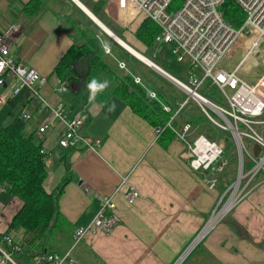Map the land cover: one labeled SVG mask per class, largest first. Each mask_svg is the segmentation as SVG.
I'll list each match as a JSON object with an SVG mask.
<instances>
[{
	"label": "crops",
	"instance_id": "obj_1",
	"mask_svg": "<svg viewBox=\"0 0 264 264\" xmlns=\"http://www.w3.org/2000/svg\"><path fill=\"white\" fill-rule=\"evenodd\" d=\"M28 1L0 0V28H6L10 23L21 26L12 43L14 57L47 76L48 81L54 76V85L46 90L47 98L44 97L51 101L48 100L51 105H65L71 116L84 108L89 114V120L82 129L83 135L101 139L96 151H84L81 146L71 150L62 148L59 138L63 133V126L59 121L53 120L50 113L39 108L38 99L31 100L26 92L14 99L20 104L18 112L22 109L32 112L31 123L35 129L47 119L51 122H47L49 125L43 138L35 130L37 143H42L52 158V165L44 182L45 189L51 192L63 181H67L59 194L58 203L59 211L65 219L64 225L69 229L60 226L54 230L46 243L42 242L44 246L32 243V248L37 252L33 258L34 264L37 256L46 253H69L78 264H175L183 251L192 244L195 233L206 224L216 209L226 187L222 173L216 175L219 184L211 187L210 171L200 172L190 167V160L184 156L187 152L184 142L177 137L166 146L162 145L155 128L134 112L128 103L112 95L115 83L105 74L97 73L94 77L110 81L109 88L98 94L95 101L88 100L89 93L84 82L69 83L68 92L76 97L73 100L79 102L75 109H71V105L67 107L56 96L66 92L56 90L58 78L53 73L59 60L74 41L79 40L76 37L78 27L144 63L135 56V52L146 57L150 49L134 33L145 17L138 16L132 20L135 13L133 10L120 21L115 14L116 23L122 24L123 28L139 19L130 37L125 36L126 30L122 33L124 39L116 34V39L119 37L126 44L123 46L77 5L86 14L80 18L83 24L72 17L74 4L68 6V13L65 15L59 7L49 3L36 16L28 17L23 12ZM62 3L66 2L62 0ZM70 20L74 22L73 25ZM91 21L101 30H96ZM60 22L63 27L59 25ZM103 24L106 26L104 22ZM156 59L162 62L158 55ZM147 67L154 70L148 65ZM75 68L77 71L68 72V76L75 73L83 76L86 73L81 65H76ZM154 71L152 82L155 84V78L160 79L161 75ZM166 81L169 89L173 88L172 85L175 86ZM78 85L84 86L79 94L76 91ZM2 92L4 88H0V93ZM165 99L172 104L175 100H180ZM187 100L188 98L185 99ZM105 102H115L116 110L109 113L101 107ZM179 102H175L176 105ZM22 103L24 105L21 107ZM10 111L8 104L0 106V121L4 124L12 119ZM124 176H128L130 184L122 185ZM262 179L260 177L233 208L229 217L218 222L180 264H264ZM130 185L140 192L135 204L128 203L122 195L131 189ZM118 187L122 193L116 192ZM100 195H109L114 199L120 222L108 234H88L75 242L73 236L76 229L88 225L99 211ZM22 205L20 198L12 196L5 186L0 185V234L6 232ZM13 234L20 240H28V236L22 231H15Z\"/></svg>",
	"mask_w": 264,
	"mask_h": 264
},
{
	"label": "built area",
	"instance_id": "obj_2",
	"mask_svg": "<svg viewBox=\"0 0 264 264\" xmlns=\"http://www.w3.org/2000/svg\"><path fill=\"white\" fill-rule=\"evenodd\" d=\"M173 1L107 0V4L111 9L113 8L112 11H116L114 13L117 17H119L120 11L129 13L135 10L132 20L138 16L151 19L159 28L155 43L169 47L180 62L185 57L189 59L188 83L182 84V88L189 95L188 100L197 101L202 111L218 128L232 132L234 130L242 169L244 152L247 159L253 164L250 170L242 174V178L246 181L245 187L250 186L255 180H259L260 177H263L262 181H264V120L260 119L264 115V70L259 75L255 72V69L263 64L259 63L247 73L253 72L250 80L237 72L238 65L247 56L253 54L256 49L262 53L256 59H264V0H236L246 15L242 27L237 30L223 17L221 6L224 0H182L181 5L170 12L168 9ZM20 29L21 26L17 23H10L8 27L0 28V87L5 88V91L0 94V106L8 104L9 100H14L25 91L27 97L29 95V97L39 100L40 109L50 113L53 120L62 124L63 133L59 138V145L62 148L82 146L87 151H96L101 144V139L89 138L82 133V129L89 119L85 110L82 109L71 116L65 105L52 106L41 93L42 87L48 83V77L14 57L12 43ZM253 32L257 36L256 46L252 48V44L249 47L250 50L244 51L245 55L233 70L230 71L222 67L221 62L237 39L242 35L250 36ZM199 70L202 72L201 76L197 73ZM208 80H210V85L215 86L224 96V105L201 96L199 90ZM56 90L67 92L66 83L57 79ZM88 100L90 99L88 98ZM187 101L180 105L166 126L172 128L179 139L186 144L187 152L184 156L190 160L189 163L193 169L221 171L226 162L223 161L218 165L216 163L224 153L222 144L211 141L204 135L190 141L186 135L190 129L189 124H185L182 131L172 125L175 116ZM209 103L220 118L206 111L205 108ZM164 109L170 111L168 106H164ZM20 118L32 120V112L26 109L22 110ZM47 122L51 123L47 119L36 128V134L41 138L47 131V125H49ZM161 130V128L155 129L157 136ZM246 139L260 146L261 151L257 156L248 149ZM207 145H210V149L216 150L214 156H211L209 150L205 148ZM41 152L45 154L47 151L42 148ZM45 159L47 167H50L52 158L46 156ZM260 173L262 174L259 175ZM125 183L130 184L128 176H124L122 179V185ZM130 186L131 189L124 193L121 192L120 187L116 192L122 193L128 203L135 204L140 197V192L135 186ZM99 200L101 202L100 209L94 218L88 225L76 229L75 242L82 240L88 234L110 233L120 222L114 199L109 195H100ZM4 242L10 245L12 239L5 236L0 242V264L8 262L16 264L12 255L5 250ZM35 263L77 264L69 253L62 256L53 253L42 254L35 258Z\"/></svg>",
	"mask_w": 264,
	"mask_h": 264
},
{
	"label": "trees",
	"instance_id": "obj_3",
	"mask_svg": "<svg viewBox=\"0 0 264 264\" xmlns=\"http://www.w3.org/2000/svg\"><path fill=\"white\" fill-rule=\"evenodd\" d=\"M106 1L100 0L93 5L82 2L115 34L124 39L122 34L124 29L111 22L104 14L103 7ZM181 2L182 0H174L168 10L171 12L177 9ZM49 3L51 4V0H29L24 5L23 12L28 17H34ZM221 11L226 22L234 29L237 30L242 27L246 15L236 0H224ZM70 22L72 25L74 24L71 20ZM158 33V26L151 19L144 18L134 35L147 48L153 49L155 48V38ZM76 37L79 40L74 41L53 70L57 78L66 83L68 91L70 90V82L72 84L75 82H84L86 84L94 79L97 73H103L111 82L115 83L112 95L128 103L134 112L155 129H162L158 136V140L162 145L166 146L178 137L174 130L166 126V124L179 109L180 105L185 102V100H181L180 94L166 95L163 88L156 86L147 74H143L140 69L132 65L124 68L120 66V68L119 62H122L123 59L119 52L121 53L122 51L111 45L109 53H106L97 35L89 34L84 28L78 27L76 28ZM151 60L162 68L160 62L153 58ZM76 65L83 66L86 69V73L83 76L78 75V73L68 76V72L77 71ZM164 70L178 78L166 69ZM136 77L140 78L139 82L135 80ZM178 79L183 81L180 78ZM166 80L172 82L167 78ZM174 85L176 86V84ZM209 85L210 81H207L203 86L205 91L216 89ZM83 87V85L82 87L78 85L76 90L78 94ZM152 92H155L156 96H152ZM165 98H180V100H175L174 104H172ZM30 99L32 100L33 98ZM177 101L180 102L176 105L175 102ZM23 105L24 103H22L21 107ZM8 106L11 110V121L7 124L0 121V185L5 186L12 196L20 198L23 205L13 217L6 232L0 234V242L5 236H9L12 239V244L9 245L4 242V248L12 255V259L17 264H34L33 258L37 252L32 248L33 244L36 246V243H40L39 246H44L42 242L47 241L51 233L60 228V226L69 229L64 225L65 219L59 211L58 203L59 194L63 191L67 181H63L51 192L45 189L44 182L50 169L46 165L45 154L41 152L43 144L36 141L35 126H32L31 120L20 118V112L17 109L20 104L16 100H9ZM164 106H168L170 111H166ZM186 123L191 126L187 134V138L190 141L200 135L212 138L211 134L215 129L227 132L215 126L192 99H189L184 104L172 121V125L180 131H182ZM225 136L219 137L220 140L218 142H223L221 144L225 145L226 148L223 147L224 153L227 151L228 141L235 145L231 134H225ZM231 155L232 158L230 160L236 166V147ZM15 231H22L25 236H28V240L27 238L25 240L18 239L13 234ZM16 246H18L17 249H15Z\"/></svg>",
	"mask_w": 264,
	"mask_h": 264
},
{
	"label": "rangeland",
	"instance_id": "obj_4",
	"mask_svg": "<svg viewBox=\"0 0 264 264\" xmlns=\"http://www.w3.org/2000/svg\"><path fill=\"white\" fill-rule=\"evenodd\" d=\"M56 0H54L53 2H51V5L54 6V7H59L61 9V13H63L65 15V13H68V4L66 3H62V0H57V2H55ZM81 3H87V4H97V2H99L100 0H79ZM83 1V2H82ZM83 3V4H84ZM85 5V4H84ZM73 7H75L74 11H72V17L74 19H76L77 21L80 22V18H82L84 15H86L80 8H78L75 4L73 5ZM104 14L105 16L113 23H116V16H115V13L116 11H112V9L108 6L107 4V1L104 5ZM127 15V13L123 12V11H120V15H119V20L121 21L122 19L125 18V16ZM144 18V17H143ZM107 19V20H108ZM116 19V20H115ZM92 22V21H91ZM139 22V19L138 21H136L135 23H132L130 24L129 26H125V28L121 27L122 24L119 23V26L126 30L125 31V36H128L130 37V35L134 32V29H135V26H136V23L138 24ZM82 23V22H80ZM118 23V22H117ZM116 23V24H117ZM83 24V23H82ZM92 24H94L96 30H101L94 22H92ZM118 25V24H117ZM126 25V24H125ZM256 34L255 33H252L250 36L249 35H242L238 41L234 44V46L231 48L230 52L228 53V55L223 59V61L221 62V66L226 68L227 70H233L234 67L239 63V61L243 58V56L245 55L244 54V51H248L249 50V47L250 45H246L248 48L245 49L244 47V43L247 41L248 38L250 37H254ZM120 48V47H119ZM242 48V49H241ZM233 53V54H231ZM231 54V56H230ZM119 55L121 56V58L123 59L122 62H119V67L120 65L123 66V63L125 64L126 67L132 65V66H135L137 68H140V70L143 72V74H147L152 78H154V72L149 69V67H147V65H145L144 63H141L140 61H138L136 58H132L130 55H126L125 53H120L119 52ZM145 55V54H144ZM156 55H158V57L162 60V62H160L162 68L166 69L167 71H169L170 73L176 75L178 78L182 79L184 82H187L188 80V76H189V71H190V64H189V59L187 57H185L183 59V61H178L177 60V55H175L171 49L167 46H159V47H155L153 49H150L148 54H146L145 56L148 57L150 60L153 58L154 60L158 61L156 59ZM152 61V60H151ZM159 62V61H158ZM258 64L261 63L264 65V59L263 58H259L257 60ZM255 63V62H254ZM256 64L253 65L251 62H249L248 64H243L242 68H240V73L244 76H246L247 79H251V76L253 74V72L247 74L250 70L254 69L256 66ZM263 65H260V67H258L257 69H255V72L259 74H261L263 72ZM121 68V67H120ZM200 76L202 75V72L199 70L197 72ZM246 74V75H245ZM163 76V75H162ZM160 76L161 78L159 79L158 78H155L156 80H154L155 84L158 86V87H161L163 88L164 92L166 95H175V94H180V98L181 100H185L187 97H188V94L186 91H184V89L180 88L178 85L176 86H173L172 85V89H169V86H167L166 84V79L164 77ZM136 78H139V77H136ZM140 79V78H139ZM54 81V76L51 77V79L48 81L47 84H45L43 87H42V95L45 96L47 98V94H46V90L50 89V87L52 85H54L52 82ZM159 81V82H158ZM210 87H212L211 85H209ZM213 88V87H212ZM44 89V90H43ZM180 92H179V91ZM200 93L205 95L208 99H210L211 101L213 102H216V103H220L222 105L225 104V99H224V96L222 95V93L217 90V89H212V91H205V89L202 87L200 90ZM206 92V93H205ZM58 98H61V102L65 103L67 107H69V105H71V109H75V107L79 104V102L73 98H76L75 96L72 95L71 92H66V93H60L58 95H56ZM55 96V97H56ZM56 97V98H57ZM49 100V99H48ZM71 100L73 101L71 103ZM193 100V99H192ZM50 101V100H49ZM195 101V100H193ZM51 102V101H50ZM197 103V105L200 107L199 103L197 101H195ZM52 106H56V105H52ZM201 108V107H200ZM5 110V109H4ZM22 110H25V109H22ZM20 110V112L22 111ZM202 110V109H201ZM205 113V112H204ZM206 114V113H205ZM214 114V113H212ZM216 115V114H214ZM217 116V115H216ZM218 117V116H217ZM260 119H263L264 120V115L262 117H260ZM228 135V134H231L230 131H227V132H223V131H218L215 129L214 132H212L211 136L212 138H208L210 139L211 141H215V142H219L220 138L219 137H226L225 136ZM218 135V136H217ZM223 143V142H221ZM220 143V144H221ZM224 148L225 145L222 144ZM227 151L225 153V158L226 159H229L232 158V152L233 150H235V145L231 142H227ZM229 160L228 163H227V167L223 170V173H222V180H225L226 181V187L224 188V193L222 194V197L216 207V209L213 211V213L211 214V216L209 217V219L216 213H218L222 208H223V205H225L227 203V201L229 200V198L232 196V192H233V185L234 183L236 182L237 180V177H238V157H237V164L236 166L232 164V161L230 160V164H229ZM229 164V165H228ZM253 164L248 160L246 161V165H245V168H244V172L247 171V170H250L252 168ZM233 170V171H232ZM217 172L219 173V171L217 170H211L210 171V175H211V178L210 179L211 181L215 180V186L216 184L218 185V179L216 177L217 175ZM221 173V172H220ZM262 173H260L259 175H261ZM258 180L252 182L250 184V186L248 187H245L246 185V181L241 179V183H240V186H239V194L236 196L235 195V198H234V201L230 207V210L218 221L220 222L221 220H223L224 218H227L229 217V215L231 214L233 208L242 200V198L245 196L244 194L249 191L255 183H257ZM210 186H211V183L209 182ZM214 186V187H215ZM213 187V186H211ZM208 219V220H209ZM208 220L206 221V224L208 222ZM206 224L199 230L195 233V235L193 236L191 242L193 243V241H195V239L199 236V234L202 232V230L204 229V227L206 226ZM105 234V233H104ZM108 234V233H106ZM206 235V234H205ZM204 235V236H205ZM203 236V237H204ZM190 242V244H191ZM199 244V243H198ZM197 244V245H198ZM196 245V246H197ZM190 246V245H189ZM188 246V247H189ZM196 246H194L193 248L195 249ZM187 247V248H188ZM186 248V249H187ZM192 248V249H193ZM185 251V250H184ZM183 251V252H184ZM187 251V250H186ZM185 251V252H186ZM189 254V252L181 259L182 261L185 259V257ZM184 255V254H183ZM182 255V256H183ZM178 264H180V262H178Z\"/></svg>",
	"mask_w": 264,
	"mask_h": 264
},
{
	"label": "bare ground",
	"instance_id": "obj_5",
	"mask_svg": "<svg viewBox=\"0 0 264 264\" xmlns=\"http://www.w3.org/2000/svg\"><path fill=\"white\" fill-rule=\"evenodd\" d=\"M77 1V3L79 4V5H77V4H75V5H77V6H79L82 10H84L91 18H97L101 23H102V25L97 21V20H95L100 26H101V28H103V30H107V28H106V26L103 24V22L95 15V14H93L91 11H90V9L87 7V6H85L83 3H81L79 0H76ZM71 5V4H70ZM73 5V4H72ZM108 32H112L111 30H107ZM107 31H105V32H107ZM110 33H108V34H110ZM253 33H255V32H253ZM256 34V33H255ZM114 40H116L117 42H119L121 45H123V46H126V44L119 38V37H117V39H116V34H114L113 32L111 33V35H110ZM241 37V36H240ZM239 37V38H240ZM238 38V39H239ZM238 39H237V41H238ZM236 41V42H237ZM235 42V43H236ZM234 43V44H235ZM251 44V45H250ZM252 44H253V46H252ZM256 44H257V36L255 35L254 37H250V38H248L247 39V41L244 43V48L245 49H247L248 47L246 46V45H250V46H252V48L254 47V46H256ZM160 45H157L156 43H155V47H159ZM234 46V45H233ZM232 46V47H233ZM251 49V48H250ZM249 49V50H250ZM230 50H231V48H230ZM230 50H229V52H230ZM228 52V53H229ZM109 53V52H108ZM134 53V52H133ZM136 53V55L140 58V59H142L143 60V62L145 63L146 62V64H148V66L150 65V64H152V62H151V60L150 59H148V58H146V57H144L143 55H141V54H139V53H137V52H135ZM134 53V54H135ZM228 55V54H227ZM226 55V56H227ZM262 55V53H261V51H259L258 49H256L255 50V52L253 53V54H251V55H249V56H247L239 65H238V69H237V72H238V74H241L240 73V68H242V66H243V64H248L249 62H251L253 65H257L258 64V62H257V56H261ZM225 56V57H226ZM141 60V61H142ZM255 62V63H254ZM24 63V62H23ZM154 63V62H153ZM25 64V63H24ZM155 65H157L156 63H154ZM121 66V65H120ZM158 66V65H157ZM258 66V65H257ZM122 68H124L125 67V64L123 63V66H121ZM158 67H160V66H158ZM161 68V67H160ZM162 69V68H161ZM155 70V69H154ZM165 73H167L169 76H171V77H173L176 81H178V82H180L181 83V85L182 84H187L188 83V80H187V82H183V81H181V80H179L178 78H176V77H174V76H172L171 74H169L168 72H166L164 69H162ZM157 71V70H156ZM158 72V71H157ZM160 73V72H159ZM161 74V73H160ZM161 75H163V74H161ZM164 77H166L167 79H169L170 81H172L170 78H168L167 76H165V75H163ZM135 80L137 81V82H139L140 81V79L139 78H135ZM208 81H210V80H208ZM173 82V81H172ZM174 84H176L175 82H173ZM176 85H178V84H176ZM179 86V85H178ZM183 86V85H182ZM182 86H179L180 88H182ZM212 86V85H211ZM212 87H215V86H212ZM0 88H3V87H0ZM216 88V87H215ZM183 89V88H182ZM217 89V88H216ZM218 90V89H217ZM4 91H5V88H4ZM25 92V91H24ZM23 92V93H24ZM3 93V92H2ZM41 93H42V89H41ZM1 94V93H0ZM152 94V96H156V94H155V92H152L151 93ZM201 94V93H200ZM201 96L203 97V98H207L205 95H203V94H201ZM188 97H189V95H188ZM28 98H31V97H29V95H28ZM45 98V97H44ZM88 98H89V95H88ZM33 99H37V98H33ZM39 101V100H38ZM216 103V102H215ZM218 104H220V103H218ZM66 108V107H65ZM82 109H84V108H82ZM81 109V110H82ZM206 109V111L209 113H214V114H216L217 116H218V118H220L219 117V115H218V113H217V111L213 108V106L209 103L208 105H207V107L205 108ZM67 110V109H66ZM85 110V109H84ZM68 111V110H67ZM85 112L88 114V112L85 110ZM88 116H89V114H88ZM89 120V119H88ZM88 122V121H87ZM186 124H188V123H186ZM190 125V124H189ZM190 129H191V126H190ZM190 129L187 131V133H186V135L188 134V132L190 131ZM183 130V129H182ZM226 131H230V133H231V135H232V137H233V139H234V142H235V147H236V153H237V157H238V177H237V180H236V182L234 183V185H233V192H232V196L229 198V200L227 201V203L225 204V205H223V208L218 212V213H216V214H214L209 220H208V222H207V224H206V226L204 227V229L202 230V232L199 234V236L195 239V241H193V243L189 246V248L187 249V251L184 253V255L179 259V261L178 262H182V258L188 253V252H190L191 250H192V248L198 243V242H200V240H202V238H203V236L205 235V234H207L217 223H218V221L230 210V207H231V205H232V203H233V201H234V198H235V195L237 196L238 194H239V186H240V183H241V179H243L242 178V174H244L245 172H247V171H245L244 172V168H245V165H246V161H248V159H247V157H246V153L244 152V166H243V169H242V163L240 162V152H239V150H238V148H237V146H236V140H235V137H234V130H233V132L231 131V130H226ZM161 133V132H160ZM197 138V137H196ZM195 138V139H196ZM194 139V140H195ZM246 141V145H247V147H248V149L249 150H252V152H253V148H254V145H255V143H252V142H250L249 140H245ZM185 144V143H184ZM256 145H258V144H256ZM185 146H186V144H185ZM259 146V145H258ZM77 147H80V146H77ZM77 147H75V148H77ZM82 147V146H81ZM43 148H45L46 149V153H45V156H50V153L48 152V150H47V148L43 145ZM75 148H68V149H75ZM84 148V147H83ZM206 149H208L209 150V152H210V154H211V156H214L215 155V153H216V150L214 149V148H212V149H210V145H207L206 147H205ZM42 150V149H41ZM84 151H87V150H85V148H84ZM254 153V152H253ZM46 158V157H45ZM228 159H226L225 158V153H223V155H222V157L220 158V160L216 163V165H218V164H221L223 161H225L226 163L224 164V166H223V169L221 170V171H219V173L220 172H222L224 169H225V167H226V165H227V163H228V161H227ZM45 162H46V159H45ZM190 167H191V165H190ZM50 168V167H49ZM192 168V167H191ZM193 169V168H192ZM195 170V169H194ZM196 171H200V172H203V171H211V169H208V170H203V169H200V170H196ZM218 173V172H217ZM244 180V179H243ZM256 181V180H255ZM210 183H211V186H215V180H213V181H210ZM74 234H75V232H74ZM74 237V236H73ZM58 255V254H57ZM60 256H62V255H60ZM75 261V260H74ZM178 262H177V264H178ZM78 264V263H77Z\"/></svg>",
	"mask_w": 264,
	"mask_h": 264
},
{
	"label": "clouds",
	"instance_id": "obj_6",
	"mask_svg": "<svg viewBox=\"0 0 264 264\" xmlns=\"http://www.w3.org/2000/svg\"><path fill=\"white\" fill-rule=\"evenodd\" d=\"M102 46L106 53L110 51V46L108 45L107 42H102ZM109 86H110L109 80L105 79L101 81L95 78L87 82L85 85L89 93V99L92 101H95L97 95L103 93L106 89L109 88ZM101 107L105 108L109 113L114 112L116 110L115 102H111V103L105 102L101 104Z\"/></svg>",
	"mask_w": 264,
	"mask_h": 264
},
{
	"label": "water",
	"instance_id": "obj_7",
	"mask_svg": "<svg viewBox=\"0 0 264 264\" xmlns=\"http://www.w3.org/2000/svg\"><path fill=\"white\" fill-rule=\"evenodd\" d=\"M66 3H68V4H77V5H79L78 3H77V1L76 0H64ZM90 17V16H89ZM91 18V17H90ZM100 28H101V26L95 21V20H97L101 25H102V23L95 17V18H91ZM59 25L61 26V27H63V24H62V22H60L59 23ZM107 28V27H106ZM101 29H103V28H101ZM107 30H109L108 28H107ZM107 30H104V31H107ZM69 34H70V32H68ZM107 34L108 33H110V32H106ZM112 33V32H111ZM111 33L110 34H108V35H111ZM135 56L136 57H138L136 54H135ZM139 58V57H138ZM140 59V58H139ZM140 60H142V59H140ZM143 61V60H142ZM152 62V61H151ZM146 63V62H145ZM148 65V64H147ZM150 67H152L153 69H155V70H157L158 72H160L161 74H163V75H165V76H167L168 78H170L173 82H175L176 84H178L179 86H182L181 85V83L180 82H178V81H176L173 77H171V76H169L167 73H165L160 67H158L157 65H155L153 62H152V64H150L149 65ZM183 87V86H182ZM260 151H261V148H260V146H258V145H254V148H253V152H254V154L257 156L259 153H260ZM186 251V250H185ZM185 251L181 254V256L179 257V259L182 257V255L185 253ZM179 259L176 261V263L175 264H177V262L179 261Z\"/></svg>",
	"mask_w": 264,
	"mask_h": 264
}]
</instances>
